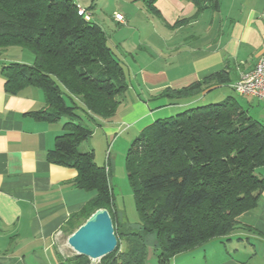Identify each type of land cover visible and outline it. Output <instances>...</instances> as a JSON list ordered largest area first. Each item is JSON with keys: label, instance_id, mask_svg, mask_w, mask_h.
<instances>
[{"label": "trees", "instance_id": "obj_1", "mask_svg": "<svg viewBox=\"0 0 264 264\" xmlns=\"http://www.w3.org/2000/svg\"><path fill=\"white\" fill-rule=\"evenodd\" d=\"M143 1L160 16L156 0ZM193 1L196 17L205 9H220V0ZM108 39L73 0H0V50L19 47L33 56L32 63L13 61L2 67L5 89L14 95L27 87L43 91L46 106L28 115L49 123L65 118L48 160L75 168L73 184L94 192L64 231L72 234L105 208L118 246L100 264H147L151 235L158 263L170 264L180 253L227 236L243 213L256 208L264 191V178L256 174L264 165V123L228 96L147 126L129 147L125 163L139 223L119 224L109 168L96 162L94 150L78 149L93 135L90 123L113 118L129 89ZM230 80L226 69L182 88L166 87L155 97L179 100ZM57 264L92 260L74 254Z\"/></svg>", "mask_w": 264, "mask_h": 264}, {"label": "crops", "instance_id": "obj_2", "mask_svg": "<svg viewBox=\"0 0 264 264\" xmlns=\"http://www.w3.org/2000/svg\"><path fill=\"white\" fill-rule=\"evenodd\" d=\"M144 3V8L137 2L132 4L146 19L145 32L136 27L131 11H116L124 15V22L112 16L115 23L126 27V33H139L121 37L115 50L111 46L126 71L129 89L113 118L90 123L93 135L79 145L80 151L94 150L98 134L109 141L107 151L118 141H124L127 150L147 126L202 104L209 91L218 89L224 97L232 96L236 92L233 85L264 55V0H220L218 11L208 8L197 17L193 0H156L160 16ZM87 10L103 28L94 5ZM181 19L188 20L177 25ZM15 49L0 50V264H57L66 258L58 246L64 227L94 192L73 184L75 168L48 160L55 138L62 132V122L49 123L28 115L46 106L43 91L38 87H27L17 95L6 91L2 67L13 61H33L31 54ZM226 69L231 79L227 84L179 100L155 97L166 87L182 88ZM208 98L209 103L215 102ZM255 100L258 110L250 100L241 104L262 121L264 101ZM109 158L104 166L111 174ZM256 174L264 178V165ZM238 220L239 225L227 236L180 253L176 261L208 253L211 259L207 264H264V191L256 208Z\"/></svg>", "mask_w": 264, "mask_h": 264}, {"label": "rangeland", "instance_id": "obj_3", "mask_svg": "<svg viewBox=\"0 0 264 264\" xmlns=\"http://www.w3.org/2000/svg\"><path fill=\"white\" fill-rule=\"evenodd\" d=\"M78 1L80 3H83V5H85L87 8L94 5L95 13L98 15L99 18H101V24L103 28L106 30V32L109 34L110 37L108 39L109 45L112 46L114 50H115L114 48L115 43L118 42V40L121 37H132V36H138L139 34V33L136 34L133 30L128 34L125 31L126 27L124 25H119L115 23L112 19V16H115L116 11H120L123 14L129 13V11H131V14L134 15L136 27L140 28L141 31L145 32L144 25L147 24V22L145 21L146 19L143 17L140 11H138V9H135L136 5H133L135 2H137L139 6L144 8L143 0L133 1L132 2L133 4L130 3L129 0H78ZM151 16H152L151 18H153L154 20H159L156 16L154 15ZM15 50H16L15 52H20L19 49L18 50L15 49ZM21 50L31 54L32 56V53L29 50L27 49H21ZM218 92H219L218 89H213L212 91L208 92L209 93L208 97H212L213 99L212 101L215 102H219L227 98V96L224 97L223 95H221L223 94L222 92L221 93L219 92L220 94ZM217 94L219 95L217 96ZM231 95L234 96L240 103H244V101L246 102V100H250L251 101L250 103L255 106L254 108L256 110L259 109L258 107L259 104L255 100L256 98L252 99V97H249L244 94H240L238 92H233ZM127 97H128L127 99L130 100L132 96L129 93V96L127 95ZM208 97L207 100L201 102L202 104L199 105H204L209 103ZM248 115L256 119L259 118V115L256 112H248ZM64 120H62V122ZM261 120L263 122L264 118L262 117ZM86 121L89 124L87 119ZM95 141H96V144L94 146L95 160L100 164V166L109 164V159H110L109 156H111V162L113 164V173L110 174V180L112 179L114 202H115V207L118 210V215H117L118 223L125 224L126 222H128L133 226L135 225L137 226L139 223V213L136 208L134 194L130 186L128 172L126 170V164H125L127 151L134 142L130 143L129 144L130 146L126 150V147H124L125 142L118 141L116 142V144L113 145L111 144L109 151H107L109 146V141L107 142L104 140V138H101L100 134H98V136L95 137ZM78 148H80V146H78ZM69 235L70 234L68 232L63 231V233L61 234L58 240V246L61 249V251L64 253V256H66V258H69L74 254H76V252L68 245L67 240ZM155 242L156 241L154 235L148 237L149 250H148L147 264H159L158 256H157L158 252L155 251L154 249L156 244ZM124 247H125V242L123 241L122 248ZM210 259L211 257L207 253L206 255L199 254L195 257L187 256L185 259H182L178 262L176 261L177 259L175 257L171 260L170 264H207V262L210 261ZM100 263H101V259H97L95 261L92 260V264H100Z\"/></svg>", "mask_w": 264, "mask_h": 264}, {"label": "water", "instance_id": "obj_4", "mask_svg": "<svg viewBox=\"0 0 264 264\" xmlns=\"http://www.w3.org/2000/svg\"><path fill=\"white\" fill-rule=\"evenodd\" d=\"M67 242L76 254L93 261L114 252L118 238L109 211L105 208L96 210L69 235Z\"/></svg>", "mask_w": 264, "mask_h": 264}, {"label": "built area", "instance_id": "obj_5", "mask_svg": "<svg viewBox=\"0 0 264 264\" xmlns=\"http://www.w3.org/2000/svg\"><path fill=\"white\" fill-rule=\"evenodd\" d=\"M79 13L91 19L87 9L79 6ZM115 19L124 22L122 13H116ZM236 92L249 95L264 101V55L259 58L254 68L244 73L233 85Z\"/></svg>", "mask_w": 264, "mask_h": 264}]
</instances>
